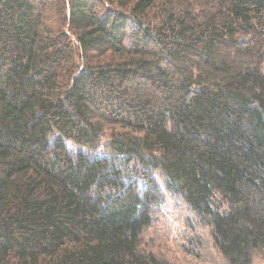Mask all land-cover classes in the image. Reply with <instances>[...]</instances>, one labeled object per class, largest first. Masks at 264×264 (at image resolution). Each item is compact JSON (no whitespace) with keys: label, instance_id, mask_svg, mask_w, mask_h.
Instances as JSON below:
<instances>
[{"label":"trees","instance_id":"16d2710c","mask_svg":"<svg viewBox=\"0 0 264 264\" xmlns=\"http://www.w3.org/2000/svg\"><path fill=\"white\" fill-rule=\"evenodd\" d=\"M263 60L264 0H0V264H175L164 191L253 264Z\"/></svg>","mask_w":264,"mask_h":264},{"label":"rangeland","instance_id":"374dc122","mask_svg":"<svg viewBox=\"0 0 264 264\" xmlns=\"http://www.w3.org/2000/svg\"><path fill=\"white\" fill-rule=\"evenodd\" d=\"M260 70L264 73V60ZM164 192L152 224L141 233V247L175 264H222L208 226L198 222L181 195ZM253 264H264V251L254 257Z\"/></svg>","mask_w":264,"mask_h":264}]
</instances>
